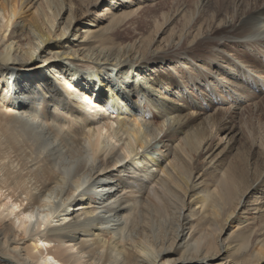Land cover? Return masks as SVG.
<instances>
[{
  "label": "bare ground",
  "instance_id": "obj_1",
  "mask_svg": "<svg viewBox=\"0 0 264 264\" xmlns=\"http://www.w3.org/2000/svg\"><path fill=\"white\" fill-rule=\"evenodd\" d=\"M34 1L0 0V13L7 18L0 25V264H82L67 250L55 248L58 241L77 246L83 257L97 264H264V168L251 181L228 158L241 133L227 123L245 108H222L225 101L202 87L195 100L179 70H156L157 65H169L165 61L185 62L179 67L183 69L194 62L196 82L201 77L215 79L235 95L232 102L253 101L255 91L264 93V0L247 1L238 20L226 14L216 26L214 18L213 26L198 32L201 39L191 40L198 42L196 50L188 52L177 50L187 36L166 52H159L160 46H105L108 31L96 19L85 22L88 26L70 46L64 41L69 26L59 34L54 30L61 12L50 15ZM201 1V12L207 11L210 0ZM112 5L121 6L116 1ZM113 6L106 5L99 19L116 16ZM85 20V15L77 17V23ZM32 32L38 34L35 39ZM24 36L31 47L19 51L13 40ZM34 43L41 51L49 47L38 66L30 64L36 59ZM252 49L256 52L250 53ZM80 56L99 65L95 73L65 68L67 59ZM234 59L240 80L236 73L230 78L224 74ZM17 67L20 73H15ZM98 72L108 74L107 79L95 75ZM131 73L139 82L147 79L146 86L134 90L139 82H130ZM96 85L102 94H95ZM100 104L112 106L113 113H101ZM134 105L144 110L142 117ZM216 107L215 113L207 112ZM100 115L116 121L109 122L107 130ZM159 117L163 121L156 120ZM216 124L232 134L229 146H212L206 140L207 130ZM124 136L131 142L127 153L117 146ZM166 151L173 159L160 176L154 166L165 162ZM197 156H206L205 162L200 164ZM194 172L197 180L192 179ZM183 184L194 204H187L178 190ZM48 194L56 205L53 219L61 223L33 234L34 210L36 205L47 206L41 205V198ZM78 201L83 202L74 207ZM197 204L202 210L193 208ZM3 207L14 217L11 224L5 222ZM239 207L246 217L238 214L237 219L246 224L224 239L225 221L217 218H230ZM116 248L120 252L114 255Z\"/></svg>",
  "mask_w": 264,
  "mask_h": 264
},
{
  "label": "rangeland",
  "instance_id": "obj_2",
  "mask_svg": "<svg viewBox=\"0 0 264 264\" xmlns=\"http://www.w3.org/2000/svg\"><path fill=\"white\" fill-rule=\"evenodd\" d=\"M37 0H35L32 4H34ZM45 1V2H44ZM116 1L118 4H121L120 8L118 6L115 7L112 5V2ZM241 2L244 5H237V3ZM249 0H210V3L207 6V11L201 12L202 10H205V8L202 6L201 0H134L131 2H127V0H52V9L49 7L51 6L50 3L47 2V0H39L38 4L36 6H39L40 4H43L46 8L45 10L50 11V15L52 12H61L56 20V27L54 30H57L58 34L61 33L65 26H69L66 36L68 38H64L65 42H69L68 45L72 46L77 43L76 37H80L82 30L88 26L85 25V22H88L90 24L91 20L96 19V24H102L108 32L105 36L106 45L109 47H120L127 44H132L137 48L138 50H148L149 47L152 46H160L159 52H166L168 51L171 46L174 45L176 42H178V39L181 36H187L188 41L183 42L177 50H186L191 51L193 49L196 50V43L193 40V38L196 36L197 40L201 39L198 38V32L202 31L203 29L206 31L207 27L206 25L210 26L212 24L213 19H218L219 21L216 22V26L222 25L220 24L222 18H224V15H229L232 17V19L238 20L240 13L243 12L246 9V2ZM103 2V3H102ZM106 5L113 6V11H115L116 16L106 17L107 20H101L99 19V12L105 8ZM29 8V7H28ZM61 11H60V10ZM213 10H215L213 12ZM205 14V17L202 18L201 15ZM86 16V20L82 21L80 23H77V17L79 16ZM76 17L73 21V23H70V20H72V17ZM114 19L113 21H111ZM209 19V21H207ZM7 21V18L3 17V14L0 13V25H4ZM19 22L22 21V19L18 20ZM24 25V22L21 23V26ZM213 26V24L211 25ZM162 28V29H161ZM164 28V29H163ZM212 29V28H211ZM49 30V29H48ZM205 31L202 32V34H206ZM19 34H21L22 30L18 31ZM9 33V32H8ZM163 33V34H162ZM37 35H35V32H32V37L35 39ZM202 36V35H201ZM18 40H21L20 37L14 39V46L25 48L26 50H29L31 47L30 44H28V40H26V37H22V40L18 42ZM60 40V39H56ZM190 40V41H189ZM62 40V42H64ZM155 41V42H154ZM34 42H38V40H34ZM59 42V41H58ZM11 43V41H10ZM177 44V43H176ZM37 50L34 56V61L30 63L33 66H38L43 63L46 57V52L48 51L49 47L44 48L41 51V48H37V44L34 43V45ZM57 45H54L53 48H55ZM139 46V47H138ZM77 48V47H75ZM256 52V49H252L250 53ZM191 58L195 60L196 53L191 52L189 53ZM264 59V58H263ZM179 60V59H177ZM185 60V59H183ZM165 63H168L169 65H164V67L160 65H157L158 68L156 70L159 72H162L165 74V72L171 74V71L173 69H177L179 71V74L182 76V81L186 82L187 85L190 86L188 90L192 91L193 96L195 97V100H199V95L196 98V93L199 92L198 87L206 88V91L209 90L210 93L214 92L216 95L219 96V99L222 101V99L225 102H221L222 108H231L233 106H238L244 109L243 112H239V115H236L234 117V120L227 123L229 126H236L237 132H240L241 134V140L237 143L236 149L233 150L231 153H229L228 158L230 157V161L239 165L242 170H244L245 173H247V176L252 181L255 179V177L259 176L264 168V93H258L254 92V100L248 101V99H241L243 103L240 102H232L231 99H236L235 95L227 89V87H224L222 83L216 81L215 79H212L211 81L209 79L204 80L202 77L200 80L196 82L195 78L198 77L199 72H196V67L193 69V63L194 62H188L191 66V68H179L185 65V62L179 61V64L173 63L171 65V61H165ZM203 64V62H201ZM177 64V65H174ZM238 64L237 60L234 59L232 62V65L229 68H225V70L228 71L226 76L230 78V74L236 73L237 74V80L241 79V73L239 72V69L236 68V65ZM22 65V64H20ZM19 65V66H20ZM171 65V66H170ZM188 65V64H187ZM186 65V66H187ZM204 65V64H203ZM26 66V65H25ZM97 66H99L96 62L87 61L86 58L83 56H80L79 58L74 59L73 61L71 59L66 60L65 68H75L78 73H90L91 75L95 73L96 70H94ZM175 67V68H174ZM205 68L210 69V65H205ZM213 68V67H212ZM231 68V70H230ZM214 69V68H213ZM188 71L189 75H184L185 72ZM204 71V69H203ZM20 73L19 68L15 69V73ZM197 73V74H196ZM203 73V72H202ZM223 73V72H222ZM95 75L102 76L107 79L108 74L99 75V72ZM130 82H136L138 80V76L136 74L131 73L129 75ZM144 75L139 76V78H143ZM180 76V77H181ZM240 76V77H239ZM193 77V78H192ZM56 79V77H55ZM194 79V80H193ZM194 81V82H193ZM205 81V82H204ZM147 79L143 78L139 82V86H134L133 89L137 90L140 88H143L146 86ZM202 82V83H201ZM197 84H200L197 85ZM204 84V85H203ZM112 90L117 89L114 86H111ZM93 91L95 94L100 95L101 93V87L96 85L93 86ZM219 88V89H218ZM232 90V89H231ZM254 90V89H253ZM105 93H109V90H105ZM233 91V90H232ZM135 93V92H134ZM212 95V94H211ZM228 95V96H227ZM121 96V93L119 94V97ZM141 97H144V101H148V96L142 95ZM146 97V98H145ZM258 97V98H257ZM262 102V103H261ZM95 103V102H94ZM258 104L255 106V104ZM148 104L153 105V102L151 100L148 101ZM251 104H254V108L251 107ZM135 107V105H134ZM251 107L252 110L246 109ZM220 107H216L212 111H207L209 113H215L216 109ZM105 109V110H104ZM254 109V110H253ZM101 111V113L106 114L107 112L113 113L114 108L109 105L100 104V108L98 109ZM134 111L137 110L138 112L141 111L140 107L138 105L133 109ZM201 111V108L200 110ZM253 111V112H252ZM140 116L142 117L144 114V110L139 112ZM252 113V114H251ZM117 115V113H114ZM124 115V114H123ZM129 115V113L127 114ZM209 115V114H207ZM253 115V116H252ZM105 116V115H104ZM66 117V116H65ZM108 117V116H107ZM106 116L103 117L100 115V120L102 124H109V122H115L116 119L110 118L106 119ZM64 119V117H63ZM156 120L163 121V118H156ZM158 121V122H159ZM234 124V125H233ZM107 126V130H108ZM111 131V130H110ZM228 130H219L217 127V124L215 126H210L209 130L206 132V137L208 142L214 146L217 144H222V147H225L227 145V141L230 139L232 134L227 133ZM109 134V133H108ZM112 135L115 136L114 133ZM263 137V138H261ZM116 139H120L119 137L115 136ZM124 139L117 142L118 148H125V152L127 153L132 148L130 147L131 142L130 139H126V136L123 137ZM262 141V142H261ZM177 141L173 142L171 144L172 146L175 145ZM204 143L202 142L201 145ZM229 146V144L227 145ZM227 149V147H226ZM165 151V148L163 149ZM169 151L164 152L166 156H163L165 162H161L160 165H155L154 169L156 173H160L161 175H164L163 170L161 171L162 167H166L173 159V155L167 154ZM205 154V153H204ZM240 154V155H239ZM134 155L130 154L129 158L132 159ZM208 156V155H207ZM206 156H197L198 160H200V164L204 163L203 161ZM227 158V160H228ZM190 171V170H189ZM4 174L3 172H0V179L2 178ZM188 174V173H187ZM194 172L192 175V179L197 180V175ZM189 175V174H188ZM189 185V184H188ZM178 190L182 194V196L185 197V201L188 204H194V198L191 197V192L187 185L183 184L182 186L177 185ZM187 194V195H186ZM53 198L51 197V194H48L47 196L41 198V205L47 204L46 207H42L39 205H36V210L34 213V221L36 224L35 231L32 232L33 234L39 231H42L46 229V227L52 226V227H59L61 220L53 219V212L56 209V205L52 203ZM83 201H78L74 207L79 205ZM186 204V205H187ZM200 204L194 205L193 208H196L197 210H202L199 208ZM241 207V206H240ZM237 210L235 214H233L230 218L228 216H224L222 219L219 220L217 218V221L224 223V232L222 233V237L225 239L228 237L230 233H233V231H237L238 227H242L246 223H243L238 221L237 215L243 216L242 218L245 219V215L241 214L243 210ZM8 208V207H7ZM6 207H3L6 224H11L13 216H9L8 209ZM187 208V207H186ZM73 211V210H71ZM6 212V213H5ZM209 216H212L209 214ZM237 220V221H236ZM240 223V224H239ZM237 226V227H236ZM14 227V231L18 232L19 234H22V230ZM59 242V241H58ZM55 242L53 243L55 245V248H59L62 250H67L68 253H72L69 255H74L76 258H80V262L82 264H97L93 260H90L86 257H83L82 253L79 252L78 247L71 246L70 243L67 242ZM118 248H116L113 251V254H117L120 251H116ZM123 257V254H119L118 259H121ZM94 262V263H93Z\"/></svg>",
  "mask_w": 264,
  "mask_h": 264
}]
</instances>
